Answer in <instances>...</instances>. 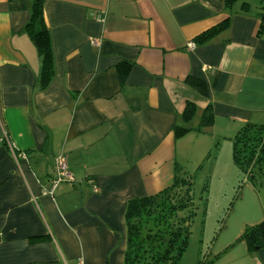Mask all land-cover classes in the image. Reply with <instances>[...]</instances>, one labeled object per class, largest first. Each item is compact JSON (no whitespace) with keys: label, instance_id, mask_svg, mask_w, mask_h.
I'll return each mask as SVG.
<instances>
[{"label":"crops","instance_id":"obj_1","mask_svg":"<svg viewBox=\"0 0 264 264\" xmlns=\"http://www.w3.org/2000/svg\"><path fill=\"white\" fill-rule=\"evenodd\" d=\"M30 3L0 0V264H123L129 199L187 173L186 153L203 157L216 138L264 124L259 8L241 11V0L231 13L225 0H43L54 72L40 90V59L25 28ZM227 17L228 28L195 42ZM187 76L203 80L207 94ZM187 102L188 127L207 107L212 122L177 137ZM58 157L74 179L50 189ZM227 207L201 264H264V248L249 252L240 239L264 220V193L243 182ZM177 264L199 258L185 251Z\"/></svg>","mask_w":264,"mask_h":264},{"label":"trees","instance_id":"obj_2","mask_svg":"<svg viewBox=\"0 0 264 264\" xmlns=\"http://www.w3.org/2000/svg\"><path fill=\"white\" fill-rule=\"evenodd\" d=\"M233 0H225L231 13ZM255 4L259 8L260 27L264 26V0H241L240 10L247 12ZM227 17L218 25L202 32L195 38L206 43L228 28ZM40 59L39 89L46 88L53 77V54L48 29L43 18V0H31L30 17L25 26ZM186 83L206 95L203 80L187 76ZM194 115L193 104L187 102L182 113L184 122ZM210 108L203 110L196 127L174 125L175 136L190 131L201 132L212 122ZM232 160L238 170L237 192L243 182H249L257 191L264 193V124L246 123L231 138ZM193 180L190 176L175 174L171 185L151 195L133 197L126 203V248L123 264H177L186 251L191 235V224L196 215ZM207 191V185L203 186ZM237 192L234 198L237 195ZM233 200L229 203V208ZM240 239L249 252L264 248V220L244 229ZM202 262V261H201ZM199 262V264H201Z\"/></svg>","mask_w":264,"mask_h":264},{"label":"rangeland","instance_id":"obj_3","mask_svg":"<svg viewBox=\"0 0 264 264\" xmlns=\"http://www.w3.org/2000/svg\"><path fill=\"white\" fill-rule=\"evenodd\" d=\"M189 122L185 125L192 126ZM190 146L187 144L184 147ZM180 161L186 164L187 169V173H182L181 176L188 175L194 182L193 197L196 210L186 257L191 261L199 258L201 262L220 225L223 210L234 200L237 192L238 170L232 160V140L216 138L203 157L190 152V155L186 153ZM205 185L207 191L203 190Z\"/></svg>","mask_w":264,"mask_h":264},{"label":"built area","instance_id":"obj_4","mask_svg":"<svg viewBox=\"0 0 264 264\" xmlns=\"http://www.w3.org/2000/svg\"><path fill=\"white\" fill-rule=\"evenodd\" d=\"M195 43L193 41L189 42V46L193 47ZM24 156V155H23ZM56 176L51 180L50 189L54 188L58 183L63 181H73V175L68 169L67 161L64 157H58L55 164ZM97 191V188H94ZM75 264H83L81 260L77 261Z\"/></svg>","mask_w":264,"mask_h":264}]
</instances>
